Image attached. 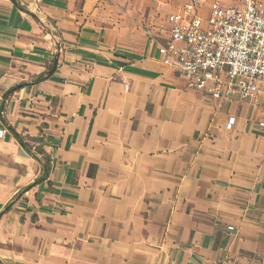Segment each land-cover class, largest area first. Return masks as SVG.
<instances>
[{"label": "crops", "instance_id": "crops-1", "mask_svg": "<svg viewBox=\"0 0 264 264\" xmlns=\"http://www.w3.org/2000/svg\"><path fill=\"white\" fill-rule=\"evenodd\" d=\"M129 1L0 0V264H264L261 98L188 89L149 29L188 0Z\"/></svg>", "mask_w": 264, "mask_h": 264}, {"label": "built area", "instance_id": "built-area-1", "mask_svg": "<svg viewBox=\"0 0 264 264\" xmlns=\"http://www.w3.org/2000/svg\"><path fill=\"white\" fill-rule=\"evenodd\" d=\"M155 45L160 63L188 89L264 104V0H188L163 18ZM234 122L229 117L226 129ZM256 128L264 131V122Z\"/></svg>", "mask_w": 264, "mask_h": 264}, {"label": "rangeland", "instance_id": "rangeland-1", "mask_svg": "<svg viewBox=\"0 0 264 264\" xmlns=\"http://www.w3.org/2000/svg\"><path fill=\"white\" fill-rule=\"evenodd\" d=\"M129 0H127L128 2ZM134 1L136 0H130V3H134ZM228 2H232V1H236V0H225ZM176 5H180V3H176ZM173 9V5H171L170 7H165L162 4L157 2L156 8L152 13V18H151V24L149 26V29L153 31V33L156 35V37L158 38L159 36H161V30H162V25H163V18L166 16V14H168L169 11H171ZM111 13H117L119 15H121L124 18V22L125 25L127 26H132L133 22L138 20L137 17V12H134L132 10H122V11H117V12H112ZM143 15H146L147 12H142Z\"/></svg>", "mask_w": 264, "mask_h": 264}, {"label": "trees", "instance_id": "trees-1", "mask_svg": "<svg viewBox=\"0 0 264 264\" xmlns=\"http://www.w3.org/2000/svg\"><path fill=\"white\" fill-rule=\"evenodd\" d=\"M14 4H17L15 2V0H12ZM56 62H53V64L47 69V71L45 73H43L42 75H40L39 77H37L36 82L48 79L51 77V75L53 74V72L56 69ZM15 89V88H14ZM14 89H11L10 91H8L7 93H11ZM44 168V167H43ZM46 170H43V174H45Z\"/></svg>", "mask_w": 264, "mask_h": 264}]
</instances>
